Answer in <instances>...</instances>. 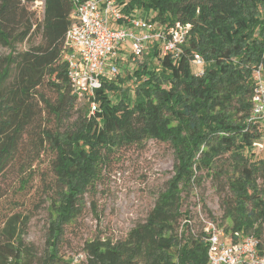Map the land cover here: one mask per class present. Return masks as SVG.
Returning <instances> with one entry per match:
<instances>
[{
  "label": "trees",
  "instance_id": "obj_1",
  "mask_svg": "<svg viewBox=\"0 0 264 264\" xmlns=\"http://www.w3.org/2000/svg\"><path fill=\"white\" fill-rule=\"evenodd\" d=\"M24 1L37 0H0V47L8 50L0 55V175L29 124L36 89L45 84L57 93L56 108L43 99L57 119L66 100L70 106L78 100L61 58L72 0H42V21L35 25L19 6ZM117 2L125 14L142 12L161 26H187L186 41L177 57L162 56L156 47L149 64L137 66L126 79L104 80L93 114L84 103L82 114L62 132L43 131L55 154L57 199L51 203L54 218L41 264H72L75 257L76 264H207L205 220L194 234L190 215L181 211L183 193L198 187L202 175L213 183L225 176L221 205L231 227L209 221L226 234L255 236L258 255L264 257V153L254 150L260 132L248 122L258 67L264 78V0ZM27 42V49L16 51ZM195 54L203 66L193 72ZM129 81L131 87L123 88ZM145 140L172 147L174 175L144 221L123 240L94 239L71 260L59 256L63 227L79 215L81 197L99 179L105 153ZM26 225L18 215L6 220L0 264H32L34 253L24 243Z\"/></svg>",
  "mask_w": 264,
  "mask_h": 264
},
{
  "label": "rangeland",
  "instance_id": "obj_2",
  "mask_svg": "<svg viewBox=\"0 0 264 264\" xmlns=\"http://www.w3.org/2000/svg\"><path fill=\"white\" fill-rule=\"evenodd\" d=\"M19 6L29 12L34 25L42 21V0L33 4L24 1ZM136 15L147 17L142 12ZM34 40L39 43V35ZM28 46V42L19 44L16 51H24ZM156 47L155 44L149 45L139 60L130 59L129 54L125 61L119 59L117 75L126 79L127 74L133 73L137 66L144 62L149 64ZM7 53V49L0 47V55ZM194 67H191L193 72L197 68ZM114 79L117 80V76ZM131 85L129 81L122 87ZM33 95L29 124L11 162L0 175V231L13 215L26 219L24 243L34 253L32 264H41L50 234L49 224L54 218L51 203L57 199L52 174L55 154L43 138V131L62 132L82 114L84 102L75 100L70 106L66 100L57 119L54 110L47 108L43 102V99L47 100L56 108L57 93L44 84ZM173 167L172 147L155 140L119 146L105 153L99 179L81 197L79 215L63 227L57 245L59 256L71 260L83 252L85 242L94 239L111 242L123 240L132 227L144 221L157 197L173 177ZM224 182L225 176L220 179L219 185L202 175L198 187L183 193L181 211L190 215L192 233L200 231L202 220H207V217L223 227H231L230 221L223 219L221 199L224 195L220 190ZM260 242L264 246V229Z\"/></svg>",
  "mask_w": 264,
  "mask_h": 264
},
{
  "label": "built area",
  "instance_id": "obj_3",
  "mask_svg": "<svg viewBox=\"0 0 264 264\" xmlns=\"http://www.w3.org/2000/svg\"><path fill=\"white\" fill-rule=\"evenodd\" d=\"M70 26L65 34L61 58L66 66L67 79L76 98L96 110L95 93L104 80L114 79L119 64L118 51L128 46L129 58L139 60L147 47L155 44L162 56L177 57L186 41L188 27H172L125 14L117 0H72ZM122 60V59H120ZM192 65L201 69L202 59L195 54ZM252 110L249 124L260 132L255 151L264 153V78L260 67L254 72ZM207 264H264L257 252L258 240L253 235L237 232L226 234L215 223L205 220ZM79 257L73 259L76 264Z\"/></svg>",
  "mask_w": 264,
  "mask_h": 264
},
{
  "label": "crops",
  "instance_id": "obj_4",
  "mask_svg": "<svg viewBox=\"0 0 264 264\" xmlns=\"http://www.w3.org/2000/svg\"><path fill=\"white\" fill-rule=\"evenodd\" d=\"M127 53H128V46L125 45L122 46V48L118 51L119 59H122V61H125L127 59Z\"/></svg>",
  "mask_w": 264,
  "mask_h": 264
}]
</instances>
